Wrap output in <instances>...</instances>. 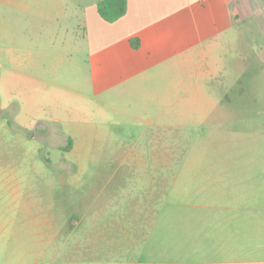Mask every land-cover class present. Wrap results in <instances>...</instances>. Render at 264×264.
Listing matches in <instances>:
<instances>
[{
    "label": "rangeland",
    "instance_id": "1",
    "mask_svg": "<svg viewBox=\"0 0 264 264\" xmlns=\"http://www.w3.org/2000/svg\"><path fill=\"white\" fill-rule=\"evenodd\" d=\"M90 1L0 0V264H17L9 256L23 240L26 264L62 263L54 251L65 243L69 252L76 238L70 214L85 221L81 244L132 236L143 260L264 261V37L255 22L210 57L250 88L244 101L215 111L218 83L177 68L95 97L80 23ZM180 80L190 83L175 91Z\"/></svg>",
    "mask_w": 264,
    "mask_h": 264
},
{
    "label": "crops",
    "instance_id": "2",
    "mask_svg": "<svg viewBox=\"0 0 264 264\" xmlns=\"http://www.w3.org/2000/svg\"><path fill=\"white\" fill-rule=\"evenodd\" d=\"M99 1H90L80 9L93 96L113 92L116 96L122 95L127 90L143 88L157 78H168L171 70L177 68L197 70L199 77H210L218 83L212 90V96L220 100L214 106L215 111L224 110L229 102L245 100L244 95L250 88H241L237 80V84H233L226 78L225 67L211 61L210 57L216 48L225 46L226 41L231 42L228 39L235 29L239 30L240 24L255 22L264 37V0H127L125 15L113 23L105 22L98 15L96 4ZM135 41L136 47L133 46ZM187 82L190 80L172 82L173 89L185 87ZM203 91L198 87L191 89L195 96ZM258 92L260 94L256 95L260 96L261 89L255 91ZM68 221L70 235L76 238L70 239L69 235V252H62L65 243L60 244L62 249L54 251V260L62 261L60 264H264L262 260L254 261L243 255L225 260H143L133 257L138 243L132 236L114 239L99 236L81 244L77 236L84 230L85 221L74 214H70ZM22 243L20 253L9 256L17 264H26V241ZM103 250L116 255L102 254ZM31 257L35 262L42 260L41 253Z\"/></svg>",
    "mask_w": 264,
    "mask_h": 264
},
{
    "label": "trees",
    "instance_id": "3",
    "mask_svg": "<svg viewBox=\"0 0 264 264\" xmlns=\"http://www.w3.org/2000/svg\"><path fill=\"white\" fill-rule=\"evenodd\" d=\"M98 15L102 20L113 23L123 17L127 9V0H101L96 4ZM133 46H137V42H133ZM72 139L68 138L63 151L67 152L72 147Z\"/></svg>",
    "mask_w": 264,
    "mask_h": 264
}]
</instances>
